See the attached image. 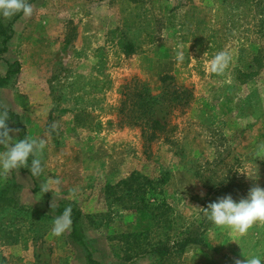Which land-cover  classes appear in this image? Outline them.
Wrapping results in <instances>:
<instances>
[{
    "label": "rangeland",
    "instance_id": "rangeland-1",
    "mask_svg": "<svg viewBox=\"0 0 264 264\" xmlns=\"http://www.w3.org/2000/svg\"><path fill=\"white\" fill-rule=\"evenodd\" d=\"M27 2L0 17V110L13 140L17 115L45 141L43 172L0 175V264L264 259V223L241 235L203 210L264 188V0ZM68 206L85 247L52 233Z\"/></svg>",
    "mask_w": 264,
    "mask_h": 264
},
{
    "label": "clouds",
    "instance_id": "clouds-1",
    "mask_svg": "<svg viewBox=\"0 0 264 264\" xmlns=\"http://www.w3.org/2000/svg\"><path fill=\"white\" fill-rule=\"evenodd\" d=\"M32 12V5L27 0H0V17L4 19H9L19 13L30 17ZM177 58L182 61V53H178ZM230 59L229 54L224 51L217 53L210 62L211 72L223 73ZM8 119V111L0 110V148L3 149L0 152V175L28 167L32 176H39L43 172V167L38 157L45 148V141L31 137L13 140L10 133L14 130L8 127L6 123ZM261 148L264 149V146ZM30 157L32 158L31 164H29ZM56 183L59 181L57 180ZM203 210L208 220L217 227L228 228L232 232L244 235L257 222L264 223V188L259 186L251 188L247 196L239 201L234 200L230 194L226 195L210 203ZM71 212V206H68L60 216L55 218L52 227L53 235L60 236L71 228ZM234 264H242V262L236 259ZM244 264H264V259L252 255L246 259Z\"/></svg>",
    "mask_w": 264,
    "mask_h": 264
},
{
    "label": "trees",
    "instance_id": "trees-1",
    "mask_svg": "<svg viewBox=\"0 0 264 264\" xmlns=\"http://www.w3.org/2000/svg\"><path fill=\"white\" fill-rule=\"evenodd\" d=\"M2 31H3V29L0 26V36H3L2 49L0 50V54L4 53L6 51V45L9 42V40L11 39L10 35L7 36L6 32L4 33ZM9 75L7 74L4 78H0V87H3L5 85ZM12 117H13V123H15V128L19 133L20 139H24L25 137H27L25 127L23 125H21L17 115H13ZM1 200H3L2 197H0V201ZM50 210L55 212L56 215H61L64 211V209H62L60 207H50ZM79 216H80V214L78 211H72L71 212L72 231L70 233V236L75 242H77L78 244L85 247L83 235L81 233L79 226L77 225ZM197 243H200V241L197 239H193V238L189 237L184 241V244L179 246V249H180V251H182L186 244H197ZM168 253H170V251H168ZM169 255H171V254H169ZM88 260L90 261V264H95L94 260L90 256V253L88 254Z\"/></svg>",
    "mask_w": 264,
    "mask_h": 264
}]
</instances>
